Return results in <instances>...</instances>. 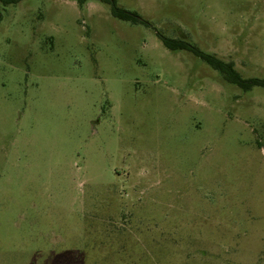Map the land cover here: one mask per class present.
<instances>
[{"label": "rangeland", "instance_id": "rangeland-1", "mask_svg": "<svg viewBox=\"0 0 264 264\" xmlns=\"http://www.w3.org/2000/svg\"><path fill=\"white\" fill-rule=\"evenodd\" d=\"M264 79V0H118ZM0 264H264V88L92 0H0Z\"/></svg>", "mask_w": 264, "mask_h": 264}, {"label": "trees", "instance_id": "trees-1", "mask_svg": "<svg viewBox=\"0 0 264 264\" xmlns=\"http://www.w3.org/2000/svg\"><path fill=\"white\" fill-rule=\"evenodd\" d=\"M4 4H15L22 0H1ZM78 3L80 7L84 6L89 1L92 0H72ZM101 3L110 6L112 15L121 20L131 23H140L148 27H151L158 38L162 41L164 46L171 51H188L201 59L212 69L219 72L224 79L237 87L241 88L243 91H251L256 87L264 88V79L260 78H244L235 68L232 62H226L218 58L215 54L207 53L200 49L196 44L186 40V39H173L164 35L155 26L151 24L150 21L142 17L138 12L125 9L121 7L118 0H96Z\"/></svg>", "mask_w": 264, "mask_h": 264}]
</instances>
